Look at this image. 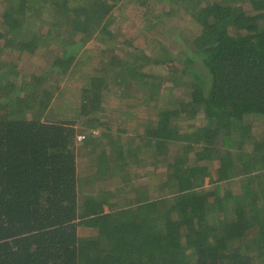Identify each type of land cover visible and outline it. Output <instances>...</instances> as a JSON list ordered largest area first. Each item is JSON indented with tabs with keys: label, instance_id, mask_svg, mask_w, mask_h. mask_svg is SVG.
<instances>
[{
	"label": "trees",
	"instance_id": "1",
	"mask_svg": "<svg viewBox=\"0 0 264 264\" xmlns=\"http://www.w3.org/2000/svg\"><path fill=\"white\" fill-rule=\"evenodd\" d=\"M152 1H129L148 31L184 14L201 27L175 56L160 35L127 36L124 0H2L0 264H264V130L249 120L264 118V0ZM7 50L52 60L29 75ZM80 120L117 138L124 165L153 152L165 176L124 203L82 195ZM127 130L143 143L122 144ZM171 145L183 146L172 159ZM93 151L103 175L113 155Z\"/></svg>",
	"mask_w": 264,
	"mask_h": 264
},
{
	"label": "rangeland",
	"instance_id": "2",
	"mask_svg": "<svg viewBox=\"0 0 264 264\" xmlns=\"http://www.w3.org/2000/svg\"><path fill=\"white\" fill-rule=\"evenodd\" d=\"M124 1L128 9L126 12V15H127L126 19L123 22V25L121 27L125 29V33H127V36L129 38H133V37L139 38V37L144 36V37H147L146 38L147 40H151L148 38H153L154 34L157 36L160 35L163 38V40L168 43L169 45L168 50L173 54V56H175L181 50L179 45L184 46V44L185 43L187 44V41L190 40L191 37L194 38L195 35L200 32L201 27L199 26L197 27V24L194 23L195 21L192 18H190L188 14H184L178 17L173 16L172 20L167 19V21H164V22L161 21L162 22L161 26L163 27L162 33L158 32L159 31L158 26L156 27L155 31H148L147 29L149 27V24L142 19V13H140V10L138 9L139 8L138 4L136 3L131 4L129 2L130 0L128 1L124 0ZM147 1L153 2L152 0H147ZM122 3L123 2L121 1L119 4L122 5ZM158 6L160 7L159 4ZM1 8H2V0H0V9ZM150 9H153V8H150ZM125 11H126L125 9L116 7L113 13L119 18H121L122 16L125 15ZM252 14H257V11L256 10L253 11ZM263 20H264L263 18L260 19V21H263ZM141 30L143 31L142 33H140ZM175 35H177V37L180 39L177 40ZM181 38H182V41H181ZM175 40L178 43H176ZM91 41H89L88 47L90 49L91 54H93L95 48L99 45V42H96V41L91 42ZM90 45L92 47H90ZM187 48L189 49V46L185 47L184 49H187ZM180 52H182V50ZM48 53L49 54H46L45 51L42 50V52L38 56L34 55L30 57L28 53H23V52L20 53L18 51L11 52L7 50L3 54V59H5L6 61H9V62L12 61L13 63H15L18 69H22L21 71H23L24 73H27L29 75H32V74L39 75L43 72V70H46L45 68L47 67V64L45 62H47V59L51 58L52 60L51 53L50 52ZM177 58L178 57H176V59ZM197 68L200 69L201 73L207 76L209 75L208 73L209 70L204 66L202 62H199L197 64ZM154 71L158 73H162V74L165 73V70L161 69L160 67H155ZM67 81H65V79H62L61 84ZM49 83L53 85L57 84L54 80L49 81ZM175 87H176L175 93L177 97L182 95L183 93L185 94L186 88L183 82L181 85H176ZM105 112L106 111H103L102 114H105ZM249 120L254 123L253 125L254 129L259 127L264 130V118L263 117H259V118L254 117ZM74 123L76 124L75 126L78 131V136H77L78 142H76L75 144V152L77 154L78 169L80 171V174L85 175V177L88 179V182L86 181L83 185L84 193L82 195H86V196L90 195L95 198L107 196L109 197L110 201L111 200L112 201H122L124 203L125 201L124 197L126 195L129 196V195L135 194V191H136L135 188L137 190L139 189L142 190L144 186L145 187L149 186V184L154 185L156 182V177L152 178V180H150L149 177L151 175L155 176V172H160V174H162L163 177L165 176V169L164 167H162V165H160L161 167L160 170H156L155 167L153 166L152 164L154 160L153 152H148L145 149L142 150L140 153L137 152V156L143 159L141 163L138 161L136 162L134 160L135 157L133 156L128 157L127 162H126L127 165H124V162L119 160L118 157L115 159V156L112 154V151L119 149V143H120L117 141L116 136H118V139H121L122 144L123 143L126 144V147L128 145L130 146L131 144H132L131 146H134V145H141L143 143V141H140L135 138L132 141L130 135L135 137L134 130H127V133H120V134L118 133L114 137L116 138V142L109 143V139L106 138L104 134L102 135L103 126L90 128V125L88 123H85L82 120L74 122ZM88 131L92 132L94 134V137H92V139H89L87 141L88 137L87 138H84V137L85 135L86 136L88 135L89 133ZM90 137L91 136H89V138ZM246 146H247L246 148L250 150L251 147L250 145H248V143ZM92 147H93V150L97 149L99 151H102L100 154V157L102 159L106 158V157L104 158V151L106 153H110L111 155H113L112 157H109V160L111 159V161H113V164L112 166L111 165L108 166L110 167V169L106 170V172H104L103 175H100V173H97L98 169H100L99 168L100 166L97 165V163L95 162V159L93 160L94 157L92 154L94 153V151L91 150ZM182 150H183V146L171 145L168 157L172 159ZM87 151H89L88 154L84 153ZM190 157H194V156L190 155ZM126 171L130 175V178L124 181V179H122L123 178L122 176L126 174ZM158 182H161L160 175L158 177ZM240 184H241V180L237 177L233 182L230 181L228 185H230L231 187L238 185L236 186V189H238V192L239 191L241 192L242 190L240 188ZM153 185H152V189H154ZM152 189H151V192L149 189H145L143 191H147L150 196L155 195V191H153ZM164 190H166V188ZM203 190L204 188H202L200 191H203ZM235 191L236 190H234V192ZM150 199L152 200L151 197ZM78 232L81 237L93 236L96 234V230L94 228L83 227V226L79 227Z\"/></svg>",
	"mask_w": 264,
	"mask_h": 264
}]
</instances>
